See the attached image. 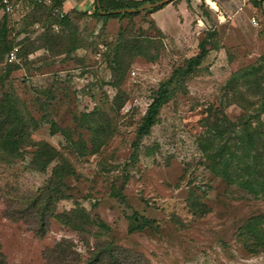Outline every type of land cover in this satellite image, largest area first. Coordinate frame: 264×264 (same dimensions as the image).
<instances>
[{
    "label": "rangeland",
    "instance_id": "1",
    "mask_svg": "<svg viewBox=\"0 0 264 264\" xmlns=\"http://www.w3.org/2000/svg\"><path fill=\"white\" fill-rule=\"evenodd\" d=\"M185 1V21L74 11L55 33L53 1L0 0V264H264V187L232 139L264 132V73L262 95L228 82L264 63V0Z\"/></svg>",
    "mask_w": 264,
    "mask_h": 264
},
{
    "label": "trees",
    "instance_id": "2",
    "mask_svg": "<svg viewBox=\"0 0 264 264\" xmlns=\"http://www.w3.org/2000/svg\"><path fill=\"white\" fill-rule=\"evenodd\" d=\"M53 1V7L59 8V4L56 0H51ZM158 0H93V12L92 14L101 18L105 16H121V15H132L136 12H129V13H109L113 10H120V9H125V8H138L139 6L145 4V3H150V2H155ZM98 4V6H97ZM162 6H157L154 8H150L151 10H156ZM98 10H101L102 13H99ZM71 14L69 13H64L62 17H58L57 15H53V24H56L59 26V30L55 33H60L61 30L64 28L66 23L70 21V16ZM259 19V18H258ZM260 20V19H259ZM53 35H57L54 34ZM13 46L10 45H4V48L0 50V53L2 54L5 52L6 54L11 50ZM206 53V48L204 46V42H199L198 43V52L194 54L193 56L187 58L185 60V64L183 68H178L173 71V73L168 77V79L164 82H162L159 87L157 88L156 95L153 97L151 102L148 104L141 121L139 125L136 128L135 131V136L136 137H141L144 135L148 129L153 125L155 118L158 114V111L168 97V91H167V83L170 82L172 79V76L174 73L177 71L182 72L183 74H188L192 68L201 61V59L205 56ZM264 58V57H263ZM259 73H264V63L259 66H249L248 68L242 69L240 71H236L231 75V78L228 80L230 83H235L233 85H238L236 81H240L241 84L244 85H250V88L254 87L256 89V94L262 95L263 91L261 90V81L263 78L261 76H258ZM264 77V75H263ZM251 79V80H250ZM241 102L245 104V106H242V109H248L249 107L253 106V102H249L248 100L241 98ZM264 109V98L260 104V109L258 110L259 113H262ZM229 125L235 126L234 124L229 123ZM236 127V126H235ZM235 129V128H234ZM262 137V138H261ZM232 139L238 143V146L234 144L233 146L235 147L236 150L240 152V158H243L245 160H237L238 166L237 170H241V172L248 171L249 168L252 166L253 170L252 172L254 173L255 180H257V186L262 189L264 187V156L261 150H263L264 147V132L262 129L258 126H251L250 124H245L242 126V128H239L238 133L234 131V135L232 136ZM132 147H136V143H132ZM220 151V149H219ZM233 153H231L232 155ZM252 161L251 163L249 160ZM228 163H226L227 165ZM258 179H263V180H258ZM248 182L247 179L242 180L239 185L243 186ZM264 217V216H262ZM40 234V233H39ZM264 243V238H262V242ZM54 248V246H53ZM64 252L61 251L60 256ZM99 257H92L89 259L88 263L89 264H95L96 261H98Z\"/></svg>",
    "mask_w": 264,
    "mask_h": 264
},
{
    "label": "crops",
    "instance_id": "3",
    "mask_svg": "<svg viewBox=\"0 0 264 264\" xmlns=\"http://www.w3.org/2000/svg\"><path fill=\"white\" fill-rule=\"evenodd\" d=\"M56 1L59 4V9L61 11H63L64 13H70V12H74V11H78V12L79 11H85L86 13H92L93 0H56ZM136 1H138V0H136ZM207 1H210V0H207ZM210 2H212V4L214 5L213 7H216L215 2H213V1H210ZM158 9H166L165 12H163L160 15V17H162V18L165 17V13H167V12H169V14L172 15V17H175L179 22H180L181 18L185 21V19L183 17L186 15H188L187 19L191 17V16H189L185 0H181V1H178L175 3H169V4L167 3ZM158 9H156V10H158ZM156 10H154V11H156ZM154 20L157 22V20L155 18H154ZM198 23L202 24V22L199 19L197 20V24Z\"/></svg>",
    "mask_w": 264,
    "mask_h": 264
},
{
    "label": "built area",
    "instance_id": "4",
    "mask_svg": "<svg viewBox=\"0 0 264 264\" xmlns=\"http://www.w3.org/2000/svg\"><path fill=\"white\" fill-rule=\"evenodd\" d=\"M2 1V3L4 4V6H5V10L6 11H8V9H9V7H8V5H7V0H1ZM43 1H45V2H47V3H50L51 2V0H43ZM51 14L52 15H57L58 17H62L63 15H64V12L63 11H61L59 8H57V7H52L51 8ZM249 23H250V25L251 26H254V27H264V19L263 20H259L258 18H256V17H254V16H251L250 18H249ZM53 27L54 28H56V24H53ZM99 48L100 49H104V47H102L101 45L99 46ZM14 50H15V48H12L11 50H9V52L7 53V56H8V58L9 59H12L13 58V56H14Z\"/></svg>",
    "mask_w": 264,
    "mask_h": 264
},
{
    "label": "water",
    "instance_id": "5",
    "mask_svg": "<svg viewBox=\"0 0 264 264\" xmlns=\"http://www.w3.org/2000/svg\"><path fill=\"white\" fill-rule=\"evenodd\" d=\"M172 0H158L155 2H150V3H145L141 6H139L138 8L134 9V8H125V9H120V10H113L109 13H129V12H139L142 10H146V9H150V8H154L157 6H163L167 3H169ZM98 6V4H97ZM99 13H102L101 10H98Z\"/></svg>",
    "mask_w": 264,
    "mask_h": 264
}]
</instances>
